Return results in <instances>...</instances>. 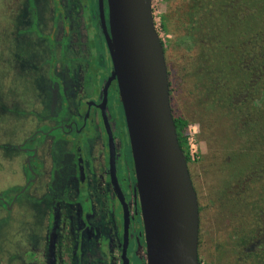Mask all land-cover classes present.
I'll return each instance as SVG.
<instances>
[{
	"label": "flooded vegetation",
	"instance_id": "af4514ba",
	"mask_svg": "<svg viewBox=\"0 0 264 264\" xmlns=\"http://www.w3.org/2000/svg\"><path fill=\"white\" fill-rule=\"evenodd\" d=\"M22 2L23 18L17 33L36 39L44 52L38 66L33 67L40 72L43 87L38 93L40 101L29 111V117L37 124L35 130L17 146H12L25 156L23 163H19L22 172L30 169V176L24 178L25 184L16 186L19 189L14 206L28 200L42 209L41 222L46 230L44 238L41 237L44 247L40 250L44 264H124V224L122 237L116 238L114 217L109 209L110 203L116 200L124 214L121 192L130 209L131 221L137 218L135 239L139 241L135 257L131 256L130 236L129 264H134V258L147 264L127 120L118 80L108 82L114 65L102 25L100 2ZM104 9L110 32L107 0H104ZM18 113L21 116L22 112ZM30 139L32 145L28 147ZM112 148L119 188L112 177ZM19 157L21 161L20 154ZM1 196L0 207L12 210L13 206ZM102 235L110 239L106 249L99 239ZM243 239L247 242L241 245L249 256L260 253L264 249V228L260 232L258 229L257 236ZM35 257L26 258L27 264H33ZM9 263L19 264V261Z\"/></svg>",
	"mask_w": 264,
	"mask_h": 264
},
{
	"label": "rangeland",
	"instance_id": "374dc122",
	"mask_svg": "<svg viewBox=\"0 0 264 264\" xmlns=\"http://www.w3.org/2000/svg\"><path fill=\"white\" fill-rule=\"evenodd\" d=\"M22 8V0H0V195L13 206L6 211L0 207V264L12 261H19V264L26 261L24 264H27L26 258L31 255L36 256L33 264H44L40 250L44 247L41 237L44 238L46 230L41 222L42 209L28 200L14 206L15 193L19 189L16 186L25 184L24 178L30 176V169L22 172L19 163H23L25 156L12 146H17L37 126L29 117V111L37 100L40 101L38 93L42 82L40 72L33 67H37L44 56L36 39L17 33L23 18ZM153 10L171 71L174 114L186 117L189 125L198 124L200 128L194 136L197 151L188 165L200 205L201 264H264L263 247L260 253L248 254L243 260L244 246L239 244L246 231L256 226L255 216L238 199L236 183L238 177L250 169L255 151L247 146L245 136L237 134L235 120L228 115L221 116L216 108L199 105L190 92L197 49L191 33L189 37L186 30L189 27L196 31V20L202 22L204 16L199 17L197 9L190 8L189 0H153ZM192 18L196 20H190ZM163 23L169 31L163 28ZM189 125L187 136L193 137ZM31 145L30 139L28 147ZM104 151L106 155V149ZM187 151L190 153L189 145ZM239 189L242 191L240 186ZM109 209L114 217L115 236L120 238L124 224L121 205L114 200ZM136 220L131 221L130 227L131 256L135 255L139 241L135 239ZM258 229L260 231L261 227H256L254 232ZM99 239L104 249L110 245L109 236L102 235ZM134 264H142V259L134 258Z\"/></svg>",
	"mask_w": 264,
	"mask_h": 264
},
{
	"label": "water",
	"instance_id": "95a60500",
	"mask_svg": "<svg viewBox=\"0 0 264 264\" xmlns=\"http://www.w3.org/2000/svg\"><path fill=\"white\" fill-rule=\"evenodd\" d=\"M101 20L124 106L137 176L147 264H200V205L173 115L169 70L153 0H99ZM106 86L105 92L107 95ZM106 98V97H105ZM113 136L110 134V143ZM112 177L119 188L115 154ZM124 206L122 258L129 264L131 212Z\"/></svg>",
	"mask_w": 264,
	"mask_h": 264
},
{
	"label": "trees",
	"instance_id": "16d2710c",
	"mask_svg": "<svg viewBox=\"0 0 264 264\" xmlns=\"http://www.w3.org/2000/svg\"><path fill=\"white\" fill-rule=\"evenodd\" d=\"M189 2L190 8L197 9L199 17L204 16L202 22L194 17L190 19L197 21L196 31L189 27L186 30L191 33L197 49L190 92L199 105L216 108L221 116L228 115L235 120L237 134L245 136L247 146L255 151L250 169L236 182L238 199L256 218L253 217L256 226L244 234V238H252L257 236L256 227H261L260 231L264 228V0ZM163 28L169 31L164 23ZM162 43L166 54L163 40ZM169 79L172 92L170 70ZM173 115L179 143L189 163L187 129L190 120L176 116L174 109ZM246 242L242 238L239 244ZM242 252L245 260L248 253L244 249Z\"/></svg>",
	"mask_w": 264,
	"mask_h": 264
},
{
	"label": "built area",
	"instance_id": "2783aa9c",
	"mask_svg": "<svg viewBox=\"0 0 264 264\" xmlns=\"http://www.w3.org/2000/svg\"><path fill=\"white\" fill-rule=\"evenodd\" d=\"M190 140H191V142H190ZM193 143L196 145V149L195 150H193V148H192V144ZM187 144L190 147V153H188L189 157L190 158H191V156L194 157L195 153L197 151V144H196L195 140L193 139V137H189V136L187 137Z\"/></svg>",
	"mask_w": 264,
	"mask_h": 264
},
{
	"label": "clouds",
	"instance_id": "9594fccd",
	"mask_svg": "<svg viewBox=\"0 0 264 264\" xmlns=\"http://www.w3.org/2000/svg\"><path fill=\"white\" fill-rule=\"evenodd\" d=\"M189 128H190V131L193 133V139H194V136H195L196 134H198L199 131H200L199 125H198V124H195V125H189ZM190 142H191V140H190ZM192 148H193V150L196 149V145H195L194 143L192 144Z\"/></svg>",
	"mask_w": 264,
	"mask_h": 264
}]
</instances>
